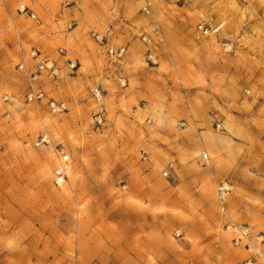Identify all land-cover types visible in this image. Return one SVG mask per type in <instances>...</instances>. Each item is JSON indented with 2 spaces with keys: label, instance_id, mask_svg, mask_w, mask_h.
Segmentation results:
<instances>
[{
  "label": "rangeland",
  "instance_id": "obj_1",
  "mask_svg": "<svg viewBox=\"0 0 264 264\" xmlns=\"http://www.w3.org/2000/svg\"><path fill=\"white\" fill-rule=\"evenodd\" d=\"M141 6L0 0V264H264V0H153L148 15ZM167 30L205 58L182 65L173 54L153 69ZM42 59L59 76L39 77L44 98L29 102ZM167 82L174 98L211 92L221 112L200 99L163 112Z\"/></svg>",
  "mask_w": 264,
  "mask_h": 264
},
{
  "label": "crops",
  "instance_id": "obj_2",
  "mask_svg": "<svg viewBox=\"0 0 264 264\" xmlns=\"http://www.w3.org/2000/svg\"><path fill=\"white\" fill-rule=\"evenodd\" d=\"M163 35L166 36L165 40L167 42L165 48L162 50V48L160 47L161 51L157 52L156 56H157V62H158V67H154L153 69H158L159 65L162 64L163 62L173 59V54H177V56H180L178 58L181 59V64L183 65L184 63H193L196 64L195 62V58H202V60L205 58V55L208 53L209 50H207L205 47L202 46H192V44L187 43V41H185V45L183 44L184 40L182 39H178L181 38L180 35H177L176 32L167 30L166 32H163ZM173 38H177V43L179 42V44L174 45L171 42L173 41ZM170 39L171 42H170ZM203 39V38H201ZM135 49H138L137 46H135ZM158 49V48H157ZM168 58V59H167ZM193 66V65H192ZM80 68L77 69V71ZM142 72L141 74H144L143 72L145 71L144 69H141ZM211 74L210 71L209 73L206 74L205 78H204V82L207 85H210L213 83L211 79ZM144 77L141 75V78ZM217 76H214L212 78H216ZM83 78V77H82ZM165 81H168L166 78H164ZM217 80H220V77L217 78ZM189 82H191L193 84V80H190ZM91 83L92 85L95 84L94 80L91 79ZM100 83L104 84V82ZM143 86H145L144 82H141V88H143ZM166 86L171 89L172 92H170V90H168V93L163 96V101H162V106H163V112H190L186 110V107H191V106H195V101H198L199 99L203 102V105L207 108V112H221V110L219 109H214L213 106H211V101L210 98L214 99L216 101L217 98H215V95H213L211 92H207L205 93V97H196L198 96L197 93L196 94H189V93H184L182 95V97L177 96L176 98L173 97L174 95V91L171 87V85L167 82ZM143 90H141V98L144 96L149 98V95H147L146 92H143ZM147 99V98H146ZM219 99V98H218ZM220 100V99H219ZM217 102V101H216ZM217 105L220 107V105L217 102ZM145 106V105H144ZM212 109V110H211ZM190 110V109H189ZM211 152L213 155L217 154L216 149H212L211 148Z\"/></svg>",
  "mask_w": 264,
  "mask_h": 264
},
{
  "label": "built area",
  "instance_id": "obj_3",
  "mask_svg": "<svg viewBox=\"0 0 264 264\" xmlns=\"http://www.w3.org/2000/svg\"><path fill=\"white\" fill-rule=\"evenodd\" d=\"M140 2L142 3V6L140 8V11L145 14L148 15L151 12L152 9V5H153V0H140ZM70 2L65 3V6H69ZM19 12H26V8H24L23 6L20 7ZM30 18L34 19L35 16L34 14H30ZM208 35V29L204 28L203 26H198L197 27V39H201L204 38L205 36ZM96 39L102 43L103 39H106L105 36L99 37L97 36ZM143 40L145 41V38H143ZM109 55L114 56L116 58H121L123 53H124V49H118V50H108ZM32 57L36 56V52H32L31 53ZM69 67L71 69H73L75 66L73 64L69 65ZM19 70L23 69V65H19L18 66ZM42 75L45 76H51V77H58L59 76V69L55 66L54 62L50 61L49 59H42L39 62H37V64L35 65V71L33 73L30 74V80H29V85H28V93H27V100L29 102L33 101V100H41L44 98V92H42L41 90H38L37 92H35L33 84L35 83V81L41 77ZM92 99L95 103V117H94V121L99 125L101 124V121L103 120L104 117V113H105V108H104V104H103V95L101 94V92L98 89L93 90L92 92ZM50 108L52 110V112H56V111H61L63 109V105H58L56 106V104L54 102L50 103ZM41 143H46L45 138H41L40 142H37L35 144V146H38ZM201 158L203 161H208V155L203 153L201 155ZM68 161V157L67 156H63L61 158V162L59 164V166L54 170V185L57 187H61L64 185V183L66 182V173H65V167L64 164H66ZM164 175H167L166 173ZM246 264H250V263H246Z\"/></svg>",
  "mask_w": 264,
  "mask_h": 264
}]
</instances>
